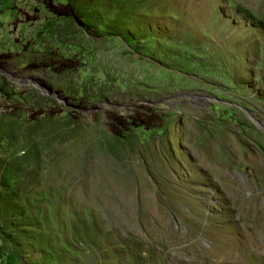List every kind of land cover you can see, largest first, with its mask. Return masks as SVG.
<instances>
[{
	"label": "rangeland",
	"instance_id": "rangeland-1",
	"mask_svg": "<svg viewBox=\"0 0 264 264\" xmlns=\"http://www.w3.org/2000/svg\"><path fill=\"white\" fill-rule=\"evenodd\" d=\"M0 264H264V0H0Z\"/></svg>",
	"mask_w": 264,
	"mask_h": 264
},
{
	"label": "trees",
	"instance_id": "trees-1",
	"mask_svg": "<svg viewBox=\"0 0 264 264\" xmlns=\"http://www.w3.org/2000/svg\"><path fill=\"white\" fill-rule=\"evenodd\" d=\"M50 10L58 16H68L72 17L83 30L88 31L90 26L86 24L80 16L73 11L70 7L64 6H52L50 5ZM152 111L148 107L142 106L137 116H122V115H112L108 121V128L115 135H122L123 133L131 130L134 127L143 126L146 129L153 127L152 122L148 120L147 115Z\"/></svg>",
	"mask_w": 264,
	"mask_h": 264
}]
</instances>
